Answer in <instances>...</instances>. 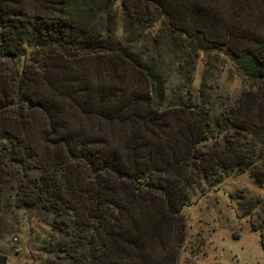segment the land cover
Segmentation results:
<instances>
[{
    "label": "trees",
    "instance_id": "1",
    "mask_svg": "<svg viewBox=\"0 0 264 264\" xmlns=\"http://www.w3.org/2000/svg\"><path fill=\"white\" fill-rule=\"evenodd\" d=\"M175 1L0 0V222L71 215L67 264H157L153 241L199 182L264 186V0ZM157 22L181 76L217 53L243 90L168 95L158 42L143 47Z\"/></svg>",
    "mask_w": 264,
    "mask_h": 264
},
{
    "label": "rangeland",
    "instance_id": "2",
    "mask_svg": "<svg viewBox=\"0 0 264 264\" xmlns=\"http://www.w3.org/2000/svg\"><path fill=\"white\" fill-rule=\"evenodd\" d=\"M184 3L185 0L175 1L179 12L184 10L179 7ZM164 31L160 22L150 24L146 32L150 40L143 47H148L151 52L150 41L155 38L158 42L156 51L159 52L152 54L165 75L168 95L178 91L180 95L188 91H215L234 97L243 90L241 78L228 60L217 53L211 57L200 53L190 69L191 74L185 79L179 73L185 71L181 70L183 66H178L182 67L179 69L173 65L169 50L163 47L166 41L160 35L166 34ZM123 33L124 29L120 28L116 35L121 38ZM4 65L9 70L20 67V64H14L13 68L6 62ZM33 88L40 86L36 83ZM68 216L61 223L60 219L54 223L53 218L42 211L17 210L3 217L0 253L6 258L5 264H67L65 256H57L55 249L67 238L61 225H68ZM173 220L153 241V250L150 248L153 263L264 264V186L256 184L248 172H229L216 184L199 182Z\"/></svg>",
    "mask_w": 264,
    "mask_h": 264
}]
</instances>
